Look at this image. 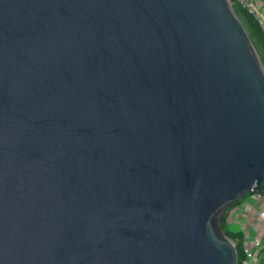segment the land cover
I'll return each instance as SVG.
<instances>
[{
    "label": "water",
    "instance_id": "water-1",
    "mask_svg": "<svg viewBox=\"0 0 264 264\" xmlns=\"http://www.w3.org/2000/svg\"><path fill=\"white\" fill-rule=\"evenodd\" d=\"M263 182L230 0H0V264H237Z\"/></svg>",
    "mask_w": 264,
    "mask_h": 264
},
{
    "label": "built area",
    "instance_id": "built-area-1",
    "mask_svg": "<svg viewBox=\"0 0 264 264\" xmlns=\"http://www.w3.org/2000/svg\"><path fill=\"white\" fill-rule=\"evenodd\" d=\"M231 1V0H230ZM240 9L251 14L258 22L264 35V0H232ZM252 205L246 206L245 222L241 227L244 235L242 264H259V252L264 247V188L251 193ZM253 229V234L251 233Z\"/></svg>",
    "mask_w": 264,
    "mask_h": 264
},
{
    "label": "trees",
    "instance_id": "trees-1",
    "mask_svg": "<svg viewBox=\"0 0 264 264\" xmlns=\"http://www.w3.org/2000/svg\"><path fill=\"white\" fill-rule=\"evenodd\" d=\"M231 2L233 4V8L236 15L241 21L264 67V35L262 33L260 25L251 14L240 9L232 0ZM261 188H264V182ZM248 195L250 196L251 194ZM236 204H238V202L234 205ZM232 226L236 225L227 224V213L226 211H224L219 218V227L224 233V235L227 236V238H229V240L234 243L235 250L237 253V264H242V262L245 260V254L243 252L244 235L243 232L237 226L235 229L232 228ZM259 264H264V247L259 252Z\"/></svg>",
    "mask_w": 264,
    "mask_h": 264
},
{
    "label": "crops",
    "instance_id": "crops-1",
    "mask_svg": "<svg viewBox=\"0 0 264 264\" xmlns=\"http://www.w3.org/2000/svg\"><path fill=\"white\" fill-rule=\"evenodd\" d=\"M251 206L252 203L251 202H248L246 201L245 202V205H244V210L246 208V206ZM231 208V207H230ZM229 209V208H228ZM228 209H226L225 211H227ZM227 223L228 224H231L233 223L235 220L239 219V221H241L243 218L241 217V213H242V210L239 208V207H234V208H231L230 211H227ZM245 221V220H244ZM239 223V222H238ZM241 227L244 225V222L240 224Z\"/></svg>",
    "mask_w": 264,
    "mask_h": 264
},
{
    "label": "rangeland",
    "instance_id": "rangeland-1",
    "mask_svg": "<svg viewBox=\"0 0 264 264\" xmlns=\"http://www.w3.org/2000/svg\"><path fill=\"white\" fill-rule=\"evenodd\" d=\"M246 201H248V202H251V200H250V196L248 195V196H245V197H243V198H241L239 201H238V204H236V205H234V206H232L231 208H234V207H239L241 210H242V213L240 214L241 215V217L243 218L241 221H239V219H237V220H235L233 223H231V224H229V225H236L240 230H241V223H243V222H245L244 220V218H245V213H246V210H244L243 208H244V205H245V202ZM231 208H229L227 211H230V209ZM226 211V212H227ZM239 222V223H238ZM228 224V223H227ZM236 226H232V228H236ZM253 229L251 228V233L253 234Z\"/></svg>",
    "mask_w": 264,
    "mask_h": 264
}]
</instances>
